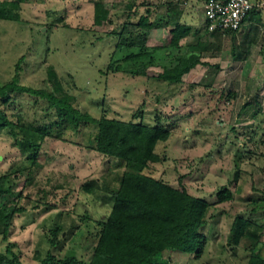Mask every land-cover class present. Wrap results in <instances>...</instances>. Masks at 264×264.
Segmentation results:
<instances>
[{
	"label": "rangeland",
	"instance_id": "obj_1",
	"mask_svg": "<svg viewBox=\"0 0 264 264\" xmlns=\"http://www.w3.org/2000/svg\"><path fill=\"white\" fill-rule=\"evenodd\" d=\"M10 2L19 19L0 21L2 81L15 74L17 61L23 57L25 83L42 80L44 67L52 64L62 76L74 78L73 93L80 107L95 118L105 111L108 116L123 121L154 125L157 116H162L164 126L173 129L172 137L165 144L169 160L152 166L147 173L175 182L178 174L193 172L184 179V185L190 194L210 203L216 202V192L222 186L237 178L234 162L238 160L239 163L243 158L236 200L221 206L215 204L207 212V224L202 229L207 243L202 257L196 259L183 252H165L163 257L171 259V264H249L250 253L231 248L228 236L238 214L264 222V0H260L261 21L248 22L240 31L236 58L231 52V38L225 37L221 44L218 42L220 50L201 53L202 60L210 63L208 66L191 69L183 76L182 84L174 85L157 79L160 69L149 71L150 79L134 77L124 71H108L115 40L105 34L114 26L105 22L94 25L95 9L109 8L113 24L118 25L125 19V10H130L127 0ZM203 3L205 0L188 3L190 11L183 21L190 25L191 33L177 40L185 46L181 53L188 59L194 58L195 51H199L195 48L197 37L193 33L196 30H200L199 34L205 33ZM202 85H210V88ZM229 92L233 93L230 101L227 100ZM255 98L262 106L257 120L250 118ZM247 103H252L253 108L243 110ZM24 158L5 131H0V175L11 165L22 163ZM123 171L122 161L48 139L32 177L56 188L57 198L51 200L58 208L17 216L11 239L13 250L17 254L22 251L21 259L25 264H40L48 252L44 245H39L41 241L43 244L40 229L44 224L63 219L61 213L65 211L71 216L66 222L76 220L80 224L65 250H75L79 259L89 262L100 231L97 222L109 215L112 200L109 194H103L101 199L94 198L86 194L82 186L117 189ZM23 183V180L18 182L3 203L17 201ZM98 192L101 196L104 193ZM65 194H69V198L63 200ZM80 217L89 220L80 222ZM5 246L0 241L1 250ZM260 255L264 258V244Z\"/></svg>",
	"mask_w": 264,
	"mask_h": 264
},
{
	"label": "trees",
	"instance_id": "obj_2",
	"mask_svg": "<svg viewBox=\"0 0 264 264\" xmlns=\"http://www.w3.org/2000/svg\"><path fill=\"white\" fill-rule=\"evenodd\" d=\"M134 1L125 19L118 25L114 24V28L105 34L115 40L108 71H124L134 77L150 79L149 71L160 69L158 80L170 85L182 84L183 76L201 64L199 56L195 54L194 58L188 59L182 55L180 48L174 53L170 47L149 46L148 41L156 24L152 16L157 10H151L148 0ZM137 1L141 2L137 4ZM25 2L44 3L45 0ZM252 2L254 8L244 20L242 28L248 22H260L262 19L260 0ZM111 13L109 8L96 7L94 25L115 23ZM16 18L19 19V15L14 14L10 0H0V21L9 22ZM241 29L209 32L206 28L204 34H199L200 30H197L193 35L197 37L196 46L201 52L210 49V46L220 50L218 42L230 37L231 52L236 58ZM174 32L190 34L191 27L178 25ZM24 62L23 57L17 61L15 74L10 79H0V131H5L12 145L25 157L22 163L11 165L7 172L0 175V241L6 244L4 250L0 248V264H25L21 259L22 251L17 254L11 242L17 216L29 212H50L58 208V204L51 200L57 198L56 188L32 177L48 139L122 161L124 171L117 189L97 188L88 184L82 186V190L94 198L101 199L104 198L103 194H109L112 200L109 215L97 222L100 231L91 260L85 262L77 257L75 250H65L66 243L75 235L80 224L76 220L66 222L71 216L63 211V219L50 225L44 224L40 229L43 244L41 241L39 245H44L48 250L40 264H171V259L163 257L165 252H183L200 259L207 243L202 232L207 224V212L215 204L221 206L236 200L243 158L239 163L238 160L234 162L237 178L216 192V202L210 203L196 197L184 185V179L193 172L178 174L175 182L147 173L152 166L169 160L165 144L172 137L173 129L164 126L166 123L162 116H157L154 125L123 121L108 116L105 111L95 118L80 107L79 99L73 93L76 83L72 76H62L54 65L48 63L44 67L45 77L37 83L28 84L22 78ZM215 68L220 71L219 66ZM198 86L201 88L200 84ZM202 87L210 88V85ZM231 96L232 92L227 93V100L230 101ZM253 105L255 107L250 118L257 120L262 114L258 98L253 100ZM253 105L247 103L242 109L253 108ZM21 180L24 183L17 201L3 203ZM98 191L104 192L102 196ZM68 195L65 194L63 200L68 199ZM78 220L86 223L89 218L80 217ZM263 244L264 222L259 223L238 214L229 231L228 245L249 252V264H264V258L260 255Z\"/></svg>",
	"mask_w": 264,
	"mask_h": 264
},
{
	"label": "crops",
	"instance_id": "obj_3",
	"mask_svg": "<svg viewBox=\"0 0 264 264\" xmlns=\"http://www.w3.org/2000/svg\"><path fill=\"white\" fill-rule=\"evenodd\" d=\"M121 1V0H120ZM129 2V8H133V5L135 4L134 0H127ZM144 1V0H143ZM141 1H137L136 3L139 4ZM150 4L151 10L155 9L157 10V13H155L152 17L154 18L153 21H156L155 28L152 30L148 45L151 47H160V46H166L167 48L170 47V49H174V53L177 49L180 48V52L185 49L182 45V43L178 42V38L182 35H188V34H175V29L178 25H185L190 26L189 24H184L183 18L185 16L187 17L189 14V8L188 3L191 2V0H148ZM119 4V3H118ZM204 4L203 3V13H204ZM159 7V8H158ZM125 11L128 12L126 9ZM130 11V10H129ZM121 11H119L120 13ZM121 14V13H120ZM166 24L163 23L164 22ZM115 26L114 24H112ZM197 31V30H196ZM214 40H212V43ZM216 46H210V49L202 51L199 49V51H195L197 55L199 56V59L201 60V64L197 66H205L203 64H210L209 62H204L201 58V53L208 52V51H215L217 50ZM195 48L197 46L195 45ZM195 54V53H194ZM196 68V67H195Z\"/></svg>",
	"mask_w": 264,
	"mask_h": 264
},
{
	"label": "built area",
	"instance_id": "obj_4",
	"mask_svg": "<svg viewBox=\"0 0 264 264\" xmlns=\"http://www.w3.org/2000/svg\"><path fill=\"white\" fill-rule=\"evenodd\" d=\"M253 8L252 0H206V28L209 32L237 31Z\"/></svg>",
	"mask_w": 264,
	"mask_h": 264
}]
</instances>
